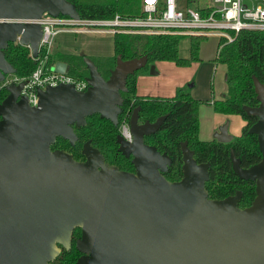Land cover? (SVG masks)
Wrapping results in <instances>:
<instances>
[{"label": "water", "instance_id": "obj_1", "mask_svg": "<svg viewBox=\"0 0 264 264\" xmlns=\"http://www.w3.org/2000/svg\"><path fill=\"white\" fill-rule=\"evenodd\" d=\"M43 14L80 17L68 0H0L1 19ZM17 34L36 56L42 27L0 22V83L14 73L4 49ZM146 62L145 55L122 59L118 54L105 79L85 57L86 89L76 90L71 83L46 86L38 90L37 106L20 94L22 82L7 85L0 101V264H54L61 246L70 248L77 227L78 264H264V83L256 76L258 104L243 109L256 117L248 132L256 135L261 158L242 167L230 152L236 176L255 183L248 206H238L241 192L208 197L210 163H197L186 142L181 143L182 177L166 179L171 158L143 140L164 116L138 123L135 109L128 121L131 140L118 135V150L131 156L134 171L105 162L89 141L82 146V161L65 149H51L58 136L74 144L72 125H83L93 113L117 124L126 78ZM53 69L68 73L69 65L56 61ZM214 138L232 140L227 123Z\"/></svg>", "mask_w": 264, "mask_h": 264}, {"label": "trees", "instance_id": "obj_2", "mask_svg": "<svg viewBox=\"0 0 264 264\" xmlns=\"http://www.w3.org/2000/svg\"><path fill=\"white\" fill-rule=\"evenodd\" d=\"M75 4L80 17L109 18L120 16H136L142 13L141 0H68ZM180 35H154L116 33L113 35V54L96 56L70 52H54L47 56V65L62 61L69 65L68 75L75 79H85L88 69L85 57L90 58L97 66L101 76L108 78L115 65L116 56L122 59L145 55L144 67L129 74L126 78V90L121 92L123 98L121 110L117 116V124L109 119L93 113L85 117L81 126H73L77 136L74 144L58 136L51 149L59 148L70 152L75 160L85 159L82 153L84 142L89 141L103 155L105 162L116 165L121 170L134 171L131 156H125L118 150L117 137L121 134L123 122H128L132 112L137 109L138 123L153 122L164 116L159 128L144 136V142L156 147L160 153H166L171 162L163 172L166 179L173 181L182 177L181 143L186 142L193 152L197 163H210L208 180L205 188L208 197L221 199L241 192L238 206L250 205L255 196V183L241 179L233 172L230 152L239 159L242 167H248L261 158L256 135L249 133V126L256 117L247 115L243 106H256L258 100L253 87L252 77L264 83V31H239L232 42L224 44L216 54L215 60L225 65V81L227 96L218 100H201L192 97L177 88L173 96L138 95L136 92L137 75L149 69L156 61H171L178 66H189L199 60V47L205 38L189 37L188 57L179 54ZM6 60L14 68V74L20 77L29 76L38 66L43 53L36 56L30 54L29 48L19 42H9L4 49ZM8 94L7 86H0V101ZM211 103L217 113L239 115L244 124L239 135L233 136L230 142H220L215 138L201 140L199 138L198 110L201 103ZM80 228L72 231L70 248L61 246L60 253L53 260L54 264H78L80 252L75 248V241L80 236Z\"/></svg>", "mask_w": 264, "mask_h": 264}, {"label": "built area", "instance_id": "obj_3", "mask_svg": "<svg viewBox=\"0 0 264 264\" xmlns=\"http://www.w3.org/2000/svg\"><path fill=\"white\" fill-rule=\"evenodd\" d=\"M142 13L136 16H120L109 18L79 17L66 15L56 17L43 14L39 19H1L2 21L36 22L42 27V35L38 42L37 54L43 56L36 69L26 77L8 74L0 86L22 82L20 94L26 96L31 106L39 102V89L59 83H71L76 90L87 87L85 79L79 80L65 72H57L53 64L47 65V56L53 37L58 32L80 33H133L154 35L199 36L203 38L217 37V53L220 48L232 42L235 35L242 30L264 31V0H141ZM26 45L32 55L29 43ZM121 135L131 140L128 122H123Z\"/></svg>", "mask_w": 264, "mask_h": 264}, {"label": "rangeland", "instance_id": "obj_4", "mask_svg": "<svg viewBox=\"0 0 264 264\" xmlns=\"http://www.w3.org/2000/svg\"><path fill=\"white\" fill-rule=\"evenodd\" d=\"M217 37H207L200 43L199 60L192 62L189 66L176 69L175 63L171 61H157L150 64L149 69L144 71L153 78L154 85L164 88L157 94L168 95L167 88L170 83L182 82L184 92L192 97L201 100H218L227 96L225 81V65L215 60L217 54ZM59 50V51H58ZM69 51L71 53L86 54L92 58L96 56H111L113 53V35L109 33H80L58 32L53 37L50 53ZM179 54L188 57L189 37L183 36L179 42ZM154 66V73L150 72V67ZM217 112L214 111L211 103L203 102L199 106L198 118L201 126V136L207 140L213 139L211 128L216 118ZM218 130L223 124L227 123V133L238 135L241 132L243 120L239 115L219 113Z\"/></svg>", "mask_w": 264, "mask_h": 264}, {"label": "crops", "instance_id": "obj_5", "mask_svg": "<svg viewBox=\"0 0 264 264\" xmlns=\"http://www.w3.org/2000/svg\"><path fill=\"white\" fill-rule=\"evenodd\" d=\"M73 35H74V37L76 36L75 34H73ZM60 52H69V51H60ZM55 62H54V64H55ZM180 68H183V67H179L178 65L176 66V69H180ZM154 82L155 81H153V78H151L150 76H148L145 72L138 74L137 75V78H136V92H137V94L140 95V96L141 95L142 96L143 95L144 96L145 95H148V96H158V95H160V94H157L158 91H160V90H162L164 88H159L157 85H154ZM182 84H183L182 82H179V83H176V82L170 83L168 86H166L167 88H165V89H167L168 95H161V96H173L175 94L176 89L179 88V87H181ZM219 115L220 114L217 113L216 114V118L213 121V125H212L211 131H210L212 138H214V134L217 131L216 126L219 124V122H220L219 120L221 119V118H219ZM243 124H242V126H243ZM201 133L202 132H201V126H200V120H199V138L201 140H207V137H202L201 136ZM233 136H235V135H233Z\"/></svg>", "mask_w": 264, "mask_h": 264}, {"label": "flooded vegetation", "instance_id": "obj_6", "mask_svg": "<svg viewBox=\"0 0 264 264\" xmlns=\"http://www.w3.org/2000/svg\"><path fill=\"white\" fill-rule=\"evenodd\" d=\"M75 229V228H74ZM80 255H81V252H80Z\"/></svg>", "mask_w": 264, "mask_h": 264}]
</instances>
